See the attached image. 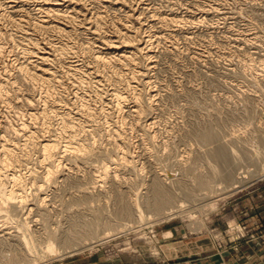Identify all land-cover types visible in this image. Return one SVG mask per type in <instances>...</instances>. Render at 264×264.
I'll return each instance as SVG.
<instances>
[{"label": "rangeland", "instance_id": "1", "mask_svg": "<svg viewBox=\"0 0 264 264\" xmlns=\"http://www.w3.org/2000/svg\"><path fill=\"white\" fill-rule=\"evenodd\" d=\"M124 1L137 10L147 5L150 12H145L149 14L153 8L159 7L165 15L182 20L185 28L180 30L182 32H171L174 37L168 39L172 43L167 39L169 35L165 34L168 36L160 43L164 47L153 48L156 62L150 71L151 85L132 81L134 83H129L135 84L132 88L136 89L132 90L126 82L131 71L126 67L120 71L121 67L111 64L99 67L103 71L99 72L103 74L99 76L104 79L100 82L103 85H97L92 77L84 76L80 84L82 89L78 91L81 90L82 98L87 93L85 100L78 98L75 101L76 97L71 93L74 84H77L74 80L62 87H49L54 98L60 101L61 110L69 112L70 123L76 128L75 136L82 137L83 142L97 140L94 154H84L80 159L66 157L59 167L63 174L56 178L58 181L44 185L39 196L31 184L25 189L26 205L33 207L30 214L23 217L27 223L24 229L37 244V254L31 253L22 259L25 264H81L93 260L101 264H171L175 260L186 261L191 256L210 251L223 253L230 248L237 250L241 245L238 242L242 240L264 241V0ZM28 10L33 13L32 9ZM112 11L107 10L111 14L105 16L108 20L104 18L106 30L115 26L122 28L120 24L124 19L120 15H124V8L121 12L116 11L117 15ZM146 22L150 26L151 23ZM36 34L32 36L42 41L51 37L44 33L45 38L41 32ZM78 35L71 40H75L79 56L88 61V54L94 52L93 49L97 50L101 43L94 42L93 49H87L86 46L90 45L88 39L81 36L83 40ZM255 35L254 44H250L252 41L247 43V38L252 39ZM3 38L2 42L7 41V50L4 65L0 67V81L5 83L7 75V78L15 75L17 58H23L19 38L16 35H12V39ZM142 61L139 65L144 68ZM107 70L108 75L112 73L116 79L112 75L109 77ZM16 79L15 84L10 85L9 91L14 88L10 94H16V91L26 93V87ZM108 83L115 85L112 87ZM40 86L37 89L42 90ZM107 86L110 90L119 86L118 89H122L128 98L118 103L108 93ZM133 96L142 103L144 111L141 120L131 114ZM3 101L0 104V134L9 137L11 142L14 135L10 129L29 119L24 115L25 106L21 102ZM59 115L52 112L45 119V134L50 127L62 130L63 119ZM219 147L224 148L225 154L217 153ZM16 152L15 163L21 165L19 173H23L24 179L29 180L30 171L37 168L35 173H40L38 171L44 169L43 164H47L39 160L41 153L33 144L17 147ZM225 160H233L234 163L227 176L222 173L227 165ZM107 162L112 171L110 176L104 173ZM156 183L166 188L173 197L171 205L161 211L153 204ZM10 184L7 183L8 188L13 183ZM137 208L143 211V218ZM9 209L0 213V234L8 232V237L21 230L18 223L6 215L13 213ZM18 217L15 215V218ZM93 225L96 226V233L91 229ZM108 232L112 235L102 241V236ZM62 234H76L78 238L75 242L64 243L59 238ZM9 241L21 248L25 246L19 237L5 240ZM50 243L58 249L57 252L48 249ZM12 245H0L1 262L9 260V256L4 255L20 251Z\"/></svg>", "mask_w": 264, "mask_h": 264}, {"label": "bare ground", "instance_id": "2", "mask_svg": "<svg viewBox=\"0 0 264 264\" xmlns=\"http://www.w3.org/2000/svg\"><path fill=\"white\" fill-rule=\"evenodd\" d=\"M130 1H133V0H130ZM218 1H220V0H218ZM256 1H258V0H256ZM135 3H138V2H135ZM89 4L92 5V6H90L91 8L89 7ZM130 4L131 3H129V5L127 3H125L124 0H0V37L1 38L4 37L6 39H12L11 36L16 35L19 38L18 41H19V43H21L20 45H22L21 46V53H22L21 56L23 58V60H21V57L17 58L16 56H14L17 58V61H18L17 64L15 63L16 64L15 75H13L12 78H7V76H8L7 75L5 83H3V81H0V104H1V101H3V100L16 101V103L21 102V104H23L25 106L24 111H23L24 115H26L29 119V121L20 122L19 125H17L16 127H12L10 129L14 135L13 141L11 140V142H9V137H6V135L0 134V213L4 212L5 210L8 211V208H11L9 210H12L13 213L12 214L6 213V215L9 218L15 220V222L18 223V226L21 229L18 234H13L9 237L6 235L8 232H6L4 234H0V245L11 246L12 243H10V241L5 242V240H7L8 238L13 239V237H17V239L19 237L20 241L22 240V245L23 244L25 245L24 247L21 248V247L17 246V244L16 245L13 244L12 246H15V249H19L20 251H17V252L12 251V252H10V254L4 255L5 257L9 256V258H8L9 260L6 259L4 262H1V259H2V257H1L0 258V264H25L26 261L23 262L22 259H25L31 253L32 254L35 253V255L37 254V244H35L33 238L31 236H29L27 234V231L24 229L25 228L24 226H26L27 223L25 222L23 217L26 214H30L32 207H33V206L32 207L27 206L26 203H28V202H25V198H24L25 197L24 192H25V189H27L28 184H31V186L34 187L36 193L38 194L37 196H39L44 185H46V184L50 185V183H51L50 181L55 182V180H57L56 178H58V176L63 174L62 171H59L60 170L59 167H61V164L66 159V157L70 156V158H72V159L73 158L80 159V158L84 157V154L86 155L88 153L87 155L90 156V155L95 153V151H94L95 149H93V147H95L97 139L94 141H88V142L84 141L83 142L81 139L82 137L77 138L75 136L76 134H74V132H76L75 131L76 128H75L73 123H70V117L71 116H70L69 112L61 110L62 107H61V104L59 103L60 101H58L56 98H54L53 94L50 92L52 90H50L49 87L50 86L62 87L67 82L74 80V83L77 82V84H74L75 88H72L71 93L76 97L75 101L78 100V98L83 100L84 96L87 93L86 94L83 93L84 95L82 98V94L79 93L81 90L78 91V89L81 88L80 84L82 83L84 76L89 77V78L92 77L91 79H94L93 82L96 83L97 85L102 84L100 82L104 79L100 78L101 76H103V74H101V75L99 74V72H101L99 70V67L101 65H104L105 67H107L111 64H114L115 66L121 67L120 71H122L123 67L124 68L126 67V69L131 71V75H129L127 77V79H129V80H126V82L128 81V83H129L132 81H138V82L140 81L145 85H148V84L151 85L150 83L152 82V80H151L150 71H151V69H153V67H155V62H156L153 48L156 46H162V44H160V43L162 42L163 39L166 38V36L169 35L167 37V39L169 37L173 38L174 34L171 32L177 31V33H178V31L183 30V27L185 28V26H183L184 22L182 20H178L177 17L175 19V17L173 18V17H170L168 15H165L161 11V8L159 9V7L153 8L152 9L153 12L151 14H149V13L145 12L147 10L148 11L150 10V9L146 8L147 5H144L145 7L142 10H137L134 7H131L132 4L131 5ZM161 5H163V4H161ZM178 5H180V4H178ZM196 6H198V4ZM181 7H184V6H181ZM101 8H104V10L106 12L104 10H102ZM123 8L125 10L124 15L121 14L120 16H123L124 21H123V19L121 20L119 18L121 21H123L120 24V26L122 25V28L121 27L116 28V26H115L116 23H114L113 26H111L112 24L111 25L108 24V26L110 25L113 28L115 26L116 29L114 28L111 30H109V29L106 30L105 27H107V24L105 23L106 24V26H105V25H103V22H104V18H106L105 16L106 15L109 16V14H110L109 12H107V10L113 9L114 11H112V12L116 13V11L121 12V10H123ZM149 8H151V7H149ZM28 9H30V10L32 9L33 13L31 14V12H29ZM171 9H172V6H171ZM207 9H208V7H207ZM91 10H93V11H91ZM233 10H234V8H233ZM191 11H189V12L191 13ZM201 11H202V9H201ZM215 11H217V9ZM224 11H226V9ZM104 12L107 14H105ZM198 12H200V11H198ZM205 12H207V11H205ZM116 15H117V13H116ZM241 18H242V16H241ZM106 19L108 20V18H106ZM186 19H188V18H186ZM184 20H185V18H184ZM146 21H149L151 23V24H149L150 26H148ZM185 21H187V20H185ZM187 23L189 24V21ZM194 23L196 24L197 22L194 21ZM6 25H8V26H6ZM192 25H193V23H192ZM186 29H187V26H186ZM30 30L32 33L30 32ZM167 31H169V32L167 33ZM37 32L38 33L41 32L42 34L45 33L46 35H48L49 37L51 36V37L48 38L46 41H42L40 38L32 36L33 34L37 35L36 34ZM180 32H182V31H180ZM45 34H44V36H45ZM77 34H79L80 37L82 36L83 38H86L85 40L88 39V43L90 45L86 46L87 49L89 47H90V49H93L92 45L94 42L97 43V41H99L101 43L98 46L97 50L93 49L94 52H92L91 54H88L89 55L88 61L81 58V56H79V54H78L79 52L77 53L75 50V46H76L75 40H71V38L74 35L77 36ZM165 34H168V35H165ZM191 34H192V31H191ZM45 38H46V36H45ZM243 38H245V37H243ZM250 38L249 39L247 38V43L248 42L250 43V41H252L250 44H254L253 39H256L257 36L255 35L252 39H250ZM72 39H74V38H72ZM78 39H79V37H78ZM236 39H237V37H236ZM83 40H81V41H83ZM2 41L3 40L1 39L0 40V67H3V65H4L3 59L5 56V52L7 50V48L5 47L7 45V41L6 40H5V42H2ZM168 41L170 43H172L169 39H168ZM4 43H6V44L4 45ZM18 44H16V45H18ZM76 44H78V43H76ZM94 45H96V44H94ZM169 45H171V44H169ZM172 45H174V43ZM11 46L13 47L14 45H11ZM162 47H164V46H162ZM84 49H86V48H84ZM90 49H89V51H92ZM77 50H79L78 47H77ZM11 51H12V49H10V52ZM86 52H87V50H86ZM159 52H161V51L159 50ZM15 53L16 52H14V54ZM83 55H84V53H83ZM88 55L86 54V56H88ZM34 58H36V59H34ZM12 59H13V57H12ZM142 60H144V61H142ZM139 61H140V63H141V61L144 62V68H141V66L139 65L140 64ZM157 65H159V64H157ZM62 66L64 67V69L62 68ZM137 68H139V69H137ZM103 69H105V68L103 67ZM108 70L106 73L107 75H108ZM105 71H106V69H105ZM7 72H8V70H7ZM110 72H113V71H110ZM12 73H13V71H12ZM101 73H103V71ZM127 73H130V72H127ZM110 74L112 75V73H110ZM115 74L116 73H114V75ZM107 75H106V77H107ZM126 75H128V74H126ZM113 77H115V76H113ZM89 78H86V79L88 80ZM96 78H98V79H96ZM15 79L20 81V83L26 87V90H27L26 93H19L20 91H18V93L21 94V95H19L16 91L15 92L16 94H10V91L14 92V88H13V90H10V91H9V89H10V85L15 84ZM115 79H116V77H115ZM120 79L121 78H119L118 80H120ZM18 81L16 83H18ZM107 81H110V80L108 79ZM124 81H122V82L124 83ZM72 82L73 81H71V83ZM110 82H112V81H110ZM138 82H136V83H138ZM34 83H36V85ZM38 83H40L39 85L42 86V90L37 89V87H39V85H37ZM115 83H113V85H112V83H108V84H111L113 87L115 85ZM132 83H134V82H132ZM16 85H18V84H16ZM83 85H84V83H83ZM133 85H135V84L131 85L129 83V85L127 87L131 86L130 88H132ZM155 85H156V83H155ZM16 87H19V86H16ZM86 87H88V86H86ZM118 87H115L111 90L109 89L108 86L106 88L109 89V90L107 89L109 91V92L108 91L107 92L114 98V100H117L119 103L126 96H124L123 92L121 91L122 89L120 90V89H118ZM127 87H126V89H127ZM134 87H137V86H134ZM143 87H145V86H143ZM110 88H111V86H110ZM123 88H125V87H123ZM133 89H135V88H132V90ZM101 90L102 89H100V91ZM132 90H130V91L133 93ZM104 91L102 90V92H104ZM37 92H39V93H37ZM95 92H94V94H95ZM131 92L130 93L127 92V94H132ZM149 92H150V90H149ZM105 93H106V91H105ZM124 93H126V90L124 91ZM127 94H125V95H127ZM135 96H133L134 97V100H133L134 105L132 104L133 106L131 109V114L133 116H135L136 119L139 120L141 118V114L143 113L144 110H143V107L141 105L142 103L140 104V101H138V97H135ZM103 97H105V96H103ZM126 98H128V97H126ZM126 98H125V100H126ZM17 99H19V100H17ZM109 99H111V98H109ZM82 100H81V102H82ZM108 101H110V100H108ZM127 101H129V99ZM5 102L3 101V103H5ZM7 102L9 103V101H7ZM41 102H43L44 104L41 105ZM74 102H71L72 105L75 104ZM122 103H124V102H122ZM130 103H132V102L130 101ZM11 104L13 105L14 103H11ZM110 104L111 103H109V105ZM112 104H114V103H112ZM3 105H5V104H3ZM120 105H122V104H120ZM1 106L2 105H0V107ZM111 106H110V108H111ZM115 106H116V104H115ZM122 106H120V107H122ZM117 107L118 106H116V108ZM86 108H87V105H86ZM90 110L91 109H89V112H90ZM5 111H6V109H5ZM52 112L60 114L59 116L63 119V125H62L63 128L60 126L62 128V130L56 131L50 127V129L48 130V134H45L44 130L47 129V128L45 129V127H46L45 126V119L48 116H51ZM99 112H101V111L99 110ZM120 112H123V111H120ZM124 112H125V110H124ZM3 113H5V112H3ZM18 113H22V112L19 111ZM5 114H3V115H5ZM95 114L96 113H94V115ZM132 115H131V117H132ZM147 117H149V116H147ZM127 119H129V118H127ZM14 120H16V119H14ZM148 120L149 119H147V121ZM144 121L146 122V120H144ZM101 123H102V121H101ZM150 123H151V121H150ZM152 123H153V121H152ZM154 123H155V120H154ZM117 126H119V125H117ZM93 128L94 127H92V129ZM86 130L88 132V128ZM107 132H108V129H107ZM124 141H123V143H124ZM27 144H33L34 147H36L37 150H39L41 153L42 158L39 160H41L43 163H47L46 165L42 163L43 164L42 167L44 169L42 171H38L40 173H35V171L38 170V168L35 171H33V170L30 171L31 176H29L30 177L29 180L26 179V177L24 179L23 173L22 174L19 173L20 168H18V167L21 165H19L18 162L15 163V157H14V156H16V153H17L16 148L17 147L20 148V146H25V145L27 146ZM21 149H23V147ZM118 151H119V149H118ZM217 153L218 154H225L224 148L219 147ZM225 161H227V160H225ZM235 161H236V159H235ZM109 164L110 163L107 162L105 169H104L105 170L104 173L108 176H110L112 173ZM226 164L227 165L222 172L224 176H227L231 173V167L234 163H233V160L232 161L230 160V162L227 161ZM30 168H32V167H30ZM21 170H22V168H21ZM24 174H25V172H24ZM24 176H26V175H24ZM61 181H62V179H61ZM8 182L9 183L11 182V184L13 183L12 185L10 184L11 185L10 188H8V186H7ZM160 185L161 184L156 183L154 190H153L154 191L153 193L155 194V198H156L155 201L153 202V204L155 205V207L158 211H161V210L167 208V206L171 205V202L173 200V197L171 196V194L167 193V191L165 190L166 188L163 189L161 187L162 185L161 186ZM236 185H237V183H236ZM33 187H31V188H33ZM33 204H35V203H33ZM137 211H138L140 217L143 218V211L140 210L139 208H137ZM173 211H177V209H174ZM15 215H17V217L18 216L19 217L15 218ZM13 224H15V223H13ZM91 229H92L93 233H96V226H94V225L91 226ZM110 235H112L111 232L106 233L105 235L102 236L101 240L103 241L105 238H108ZM59 238L62 241H64V243H70V242H73L74 240H76V238H78V235H76V234H70V235L62 234ZM98 239L100 241V238H98ZM63 246H65V245L63 244ZM17 247H19V248H17ZM47 247L51 252H57V250H58V249H56L55 246H53L52 243L48 244Z\"/></svg>", "mask_w": 264, "mask_h": 264}, {"label": "crops", "instance_id": "3", "mask_svg": "<svg viewBox=\"0 0 264 264\" xmlns=\"http://www.w3.org/2000/svg\"><path fill=\"white\" fill-rule=\"evenodd\" d=\"M261 218L263 219V217ZM262 223L264 225V222ZM245 241L238 242L241 245L237 250L230 248L223 253L210 251L191 256L186 261L175 260L171 264H264V241ZM81 264H101V262L93 260L83 261Z\"/></svg>", "mask_w": 264, "mask_h": 264}]
</instances>
